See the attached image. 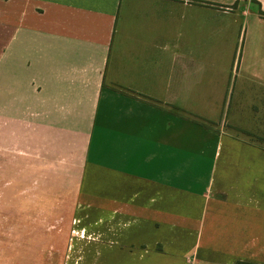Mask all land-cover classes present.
Masks as SVG:
<instances>
[{"label": "crops", "instance_id": "1", "mask_svg": "<svg viewBox=\"0 0 264 264\" xmlns=\"http://www.w3.org/2000/svg\"><path fill=\"white\" fill-rule=\"evenodd\" d=\"M261 13L0 0V156L72 204L63 264H264Z\"/></svg>", "mask_w": 264, "mask_h": 264}, {"label": "rangeland", "instance_id": "2", "mask_svg": "<svg viewBox=\"0 0 264 264\" xmlns=\"http://www.w3.org/2000/svg\"><path fill=\"white\" fill-rule=\"evenodd\" d=\"M228 123L218 122L227 133L246 138L227 128ZM247 127L257 130L253 122ZM11 163L9 167L0 156V264H63L71 231L65 211L72 204L61 198L56 186H34L33 170H18V162ZM35 196L42 201L34 202Z\"/></svg>", "mask_w": 264, "mask_h": 264}, {"label": "trees", "instance_id": "3", "mask_svg": "<svg viewBox=\"0 0 264 264\" xmlns=\"http://www.w3.org/2000/svg\"><path fill=\"white\" fill-rule=\"evenodd\" d=\"M264 16V13H261Z\"/></svg>", "mask_w": 264, "mask_h": 264}]
</instances>
